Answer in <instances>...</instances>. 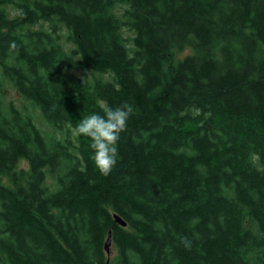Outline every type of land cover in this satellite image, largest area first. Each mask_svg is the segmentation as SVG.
Instances as JSON below:
<instances>
[{"label":"trees","instance_id":"trees-1","mask_svg":"<svg viewBox=\"0 0 264 264\" xmlns=\"http://www.w3.org/2000/svg\"><path fill=\"white\" fill-rule=\"evenodd\" d=\"M0 264H264V0H0Z\"/></svg>","mask_w":264,"mask_h":264},{"label":"clouds","instance_id":"clouds-1","mask_svg":"<svg viewBox=\"0 0 264 264\" xmlns=\"http://www.w3.org/2000/svg\"><path fill=\"white\" fill-rule=\"evenodd\" d=\"M10 49H15V41L10 42ZM103 115L93 113L83 118L73 129L74 136L90 138L93 161L101 175L108 176L117 163L118 142L126 130L127 121L134 113V108L127 102L113 108L103 106ZM181 243L191 248V241L181 237Z\"/></svg>","mask_w":264,"mask_h":264},{"label":"rangeland","instance_id":"rangeland-1","mask_svg":"<svg viewBox=\"0 0 264 264\" xmlns=\"http://www.w3.org/2000/svg\"><path fill=\"white\" fill-rule=\"evenodd\" d=\"M190 49H186L183 53H181L182 55L186 52H189ZM77 76H79L83 81L87 80L88 79V76H89V73H84L82 71H77L75 72ZM9 96H10V99H12L13 101H15L17 104H21L23 101L22 99L20 98V96L15 92V91H9ZM8 100V98H7ZM9 101V100H8ZM23 165H26L27 162H23L22 163Z\"/></svg>","mask_w":264,"mask_h":264},{"label":"water","instance_id":"water-1","mask_svg":"<svg viewBox=\"0 0 264 264\" xmlns=\"http://www.w3.org/2000/svg\"><path fill=\"white\" fill-rule=\"evenodd\" d=\"M116 217V220L122 225V226H127V222L122 219L119 215H115ZM110 246H111V231H110V234H109V239L106 243V247H107V250L108 252H110Z\"/></svg>","mask_w":264,"mask_h":264}]
</instances>
